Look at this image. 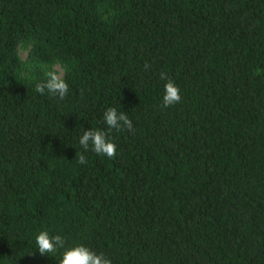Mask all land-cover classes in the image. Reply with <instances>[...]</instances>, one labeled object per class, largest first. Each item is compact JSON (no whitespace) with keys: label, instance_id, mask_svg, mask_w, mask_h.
<instances>
[{"label":"trees","instance_id":"16d2710c","mask_svg":"<svg viewBox=\"0 0 264 264\" xmlns=\"http://www.w3.org/2000/svg\"><path fill=\"white\" fill-rule=\"evenodd\" d=\"M57 66L63 101L35 91ZM45 229L113 264H264V0H0V264H59Z\"/></svg>","mask_w":264,"mask_h":264},{"label":"clouds","instance_id":"9594fccd","mask_svg":"<svg viewBox=\"0 0 264 264\" xmlns=\"http://www.w3.org/2000/svg\"><path fill=\"white\" fill-rule=\"evenodd\" d=\"M45 80L35 85V91L41 95L48 94L58 101H63L69 95L70 85L63 78V73L53 69L45 73ZM163 84L162 105L165 108L181 102L180 87L166 73H160ZM103 122L107 129L117 133L123 130H132L133 123L129 116L114 106L108 107L103 113ZM78 143L83 153L92 151L97 155L113 158L117 155L118 146L109 136V133L98 128H84L79 136ZM77 151L76 160L79 164L87 163L86 156ZM36 249L41 255L61 253L59 264H113L110 257L103 252H96L86 244L69 245L66 237L61 234H52L48 230H41L35 235Z\"/></svg>","mask_w":264,"mask_h":264},{"label":"rangeland","instance_id":"374dc122","mask_svg":"<svg viewBox=\"0 0 264 264\" xmlns=\"http://www.w3.org/2000/svg\"><path fill=\"white\" fill-rule=\"evenodd\" d=\"M20 53H21V56L23 58H26L27 57V54H28V51L24 49V50H20ZM56 69H58L60 72L64 73L62 68H60V67L57 66Z\"/></svg>","mask_w":264,"mask_h":264}]
</instances>
